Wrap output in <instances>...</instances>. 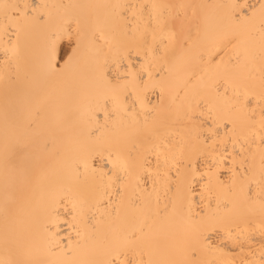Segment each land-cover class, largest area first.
<instances>
[{"label":"bare ground","instance_id":"1","mask_svg":"<svg viewBox=\"0 0 264 264\" xmlns=\"http://www.w3.org/2000/svg\"><path fill=\"white\" fill-rule=\"evenodd\" d=\"M0 264H264V0H0Z\"/></svg>","mask_w":264,"mask_h":264},{"label":"rangeland","instance_id":"2","mask_svg":"<svg viewBox=\"0 0 264 264\" xmlns=\"http://www.w3.org/2000/svg\"><path fill=\"white\" fill-rule=\"evenodd\" d=\"M65 47H66V48L63 49V52H64L63 55H62L63 58L66 57V55L69 53V52H68V48H67V46H65ZM67 52H68V53H67ZM63 58H62V59H63Z\"/></svg>","mask_w":264,"mask_h":264}]
</instances>
